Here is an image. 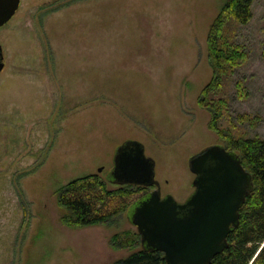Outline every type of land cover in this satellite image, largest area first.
<instances>
[{"label":"rangeland","instance_id":"obj_1","mask_svg":"<svg viewBox=\"0 0 264 264\" xmlns=\"http://www.w3.org/2000/svg\"><path fill=\"white\" fill-rule=\"evenodd\" d=\"M223 2L20 0L0 28V264L126 257L110 239L136 231L133 206L107 225L69 229L53 194L84 176L109 180L124 143L142 144L154 161L162 198L181 204L193 193L189 160L224 145L199 104L213 72L207 32ZM227 26L246 59L211 95L228 102L218 126L264 140V0L247 24ZM239 115L253 125L236 123Z\"/></svg>","mask_w":264,"mask_h":264},{"label":"trees","instance_id":"obj_2","mask_svg":"<svg viewBox=\"0 0 264 264\" xmlns=\"http://www.w3.org/2000/svg\"><path fill=\"white\" fill-rule=\"evenodd\" d=\"M254 1L224 0L207 32L208 60L213 72L201 91L199 104L208 110L209 129L224 142L226 150L238 157L252 182V188L239 210L238 224L227 237L226 250L210 264H264V140L241 137L231 130L221 129L217 121L223 119L228 102L211 98L212 94L220 91L222 79L238 69L246 59L242 47L235 44L225 31L230 22L245 25L252 19ZM235 87L238 98L247 97L241 82H237ZM227 121L230 122L229 117ZM253 121L247 115H239L235 119L236 123H248L250 126ZM149 193L148 187L114 186L97 175H88L64 184L53 194L60 212V224L69 229H81L109 224ZM110 246L129 252L111 264H165L162 253L142 247L136 231L115 234L110 239Z\"/></svg>","mask_w":264,"mask_h":264},{"label":"water","instance_id":"obj_3","mask_svg":"<svg viewBox=\"0 0 264 264\" xmlns=\"http://www.w3.org/2000/svg\"><path fill=\"white\" fill-rule=\"evenodd\" d=\"M19 2L0 0V28L14 16ZM3 67L0 46V72ZM188 167L194 176L193 193L180 204L170 196L161 197L154 161L145 156L142 144L124 143L113 157L108 180L113 185L155 187L134 204L128 221L136 229L142 247L162 253L165 264H210L223 254L252 188L238 157L220 145L193 156Z\"/></svg>","mask_w":264,"mask_h":264},{"label":"flooded vegetation","instance_id":"obj_4","mask_svg":"<svg viewBox=\"0 0 264 264\" xmlns=\"http://www.w3.org/2000/svg\"><path fill=\"white\" fill-rule=\"evenodd\" d=\"M20 3V2H19ZM19 7V6H18ZM17 11V10H16ZM224 147V146H223ZM228 151V150H227ZM193 178H194V176H193ZM114 186H117V185H114ZM148 188H150V192L152 191V190H154L155 189V187H148Z\"/></svg>","mask_w":264,"mask_h":264}]
</instances>
